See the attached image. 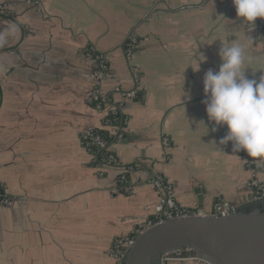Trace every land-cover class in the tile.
I'll return each mask as SVG.
<instances>
[{
	"label": "crops",
	"instance_id": "1",
	"mask_svg": "<svg viewBox=\"0 0 264 264\" xmlns=\"http://www.w3.org/2000/svg\"><path fill=\"white\" fill-rule=\"evenodd\" d=\"M0 15V264H118L115 242L158 205L144 184L151 171L183 209L208 214L252 200L254 173L231 142L220 144L228 129L209 120L203 80L219 71L222 44L236 40L246 78L259 81L264 20L250 29L233 0H0ZM89 50L108 63V91L134 88L130 65L140 74L125 137L112 147L122 165H140L134 196L113 194L119 171L100 176L81 144L102 128L88 104Z\"/></svg>",
	"mask_w": 264,
	"mask_h": 264
},
{
	"label": "built area",
	"instance_id": "2",
	"mask_svg": "<svg viewBox=\"0 0 264 264\" xmlns=\"http://www.w3.org/2000/svg\"><path fill=\"white\" fill-rule=\"evenodd\" d=\"M261 27L264 31V21H261ZM128 44L124 52L130 62L138 44L135 38H131ZM87 56L94 61L88 104L92 109L102 115V128L82 133L81 144L91 155L92 165L98 170L100 176H103L111 169H117L119 171L117 186L113 190V194L129 197L134 196L137 188L143 185L131 178L140 168V165L138 163L122 165L113 152L112 147L125 137L129 124L126 107L139 97L140 74L135 67L129 64V70L135 84L134 88L132 90H126L122 86L116 85L108 91L104 87V84L110 79L106 59L92 50L87 52ZM172 146V141L168 137H163L162 147L164 151L170 150ZM240 154L245 167L254 173L249 183L252 190L251 201L264 198V181L258 178V170L261 168L259 161L248 157L247 153L243 150L240 151ZM144 184L149 185L157 192L159 202L155 207V212L151 219L139 226L128 237L115 242L113 252L118 259V264H124V259L136 240L147 230L155 226L174 219L189 217H227L235 214L238 209L225 202H221L215 206L214 210L208 214H203L199 210L183 209L176 201L171 183L153 171L150 172Z\"/></svg>",
	"mask_w": 264,
	"mask_h": 264
},
{
	"label": "water",
	"instance_id": "3",
	"mask_svg": "<svg viewBox=\"0 0 264 264\" xmlns=\"http://www.w3.org/2000/svg\"><path fill=\"white\" fill-rule=\"evenodd\" d=\"M0 195L1 204V189ZM190 259L208 264H264V198L238 207L231 216L189 217L155 226L136 240L124 264Z\"/></svg>",
	"mask_w": 264,
	"mask_h": 264
},
{
	"label": "clouds",
	"instance_id": "4",
	"mask_svg": "<svg viewBox=\"0 0 264 264\" xmlns=\"http://www.w3.org/2000/svg\"><path fill=\"white\" fill-rule=\"evenodd\" d=\"M233 4L250 29L258 18L264 20V0H233ZM219 55V71L209 70L203 80L207 116L217 127L228 129L220 144L231 142L234 153L243 150L251 159L264 162V76L259 81L246 78L245 50L236 40H226Z\"/></svg>",
	"mask_w": 264,
	"mask_h": 264
},
{
	"label": "rangeland",
	"instance_id": "5",
	"mask_svg": "<svg viewBox=\"0 0 264 264\" xmlns=\"http://www.w3.org/2000/svg\"><path fill=\"white\" fill-rule=\"evenodd\" d=\"M162 264H206L205 262H194V261H169V260H162Z\"/></svg>",
	"mask_w": 264,
	"mask_h": 264
},
{
	"label": "bare ground",
	"instance_id": "6",
	"mask_svg": "<svg viewBox=\"0 0 264 264\" xmlns=\"http://www.w3.org/2000/svg\"><path fill=\"white\" fill-rule=\"evenodd\" d=\"M187 261V260H186ZM190 261H194V262H202V263H204V261L203 260H201V259H190ZM206 263V262H205ZM206 264H208V263H206Z\"/></svg>",
	"mask_w": 264,
	"mask_h": 264
},
{
	"label": "trees",
	"instance_id": "7",
	"mask_svg": "<svg viewBox=\"0 0 264 264\" xmlns=\"http://www.w3.org/2000/svg\"><path fill=\"white\" fill-rule=\"evenodd\" d=\"M128 45H129V44H128V42H127V43H126V45H125V48H127V47H128ZM103 135H104V134H103ZM104 137H105V136H104Z\"/></svg>",
	"mask_w": 264,
	"mask_h": 264
}]
</instances>
